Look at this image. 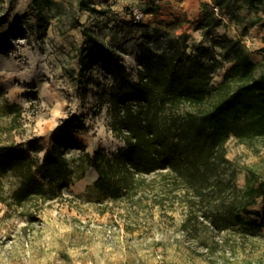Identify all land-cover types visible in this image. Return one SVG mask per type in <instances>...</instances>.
Listing matches in <instances>:
<instances>
[{
	"label": "trees",
	"instance_id": "obj_1",
	"mask_svg": "<svg viewBox=\"0 0 264 264\" xmlns=\"http://www.w3.org/2000/svg\"><path fill=\"white\" fill-rule=\"evenodd\" d=\"M57 2L32 0L43 30L50 25ZM150 2L155 10L160 8L156 0ZM78 5L92 13L105 12L94 0H78ZM214 6H219L221 14ZM201 8L193 22L203 32L200 41L190 43L188 33L164 29L165 44L142 45L136 55L139 80L123 78L110 92L112 128L125 147L108 152L99 146L91 152L71 132L59 133L49 147L35 141L1 142V200L27 208L28 219L35 220L46 203L67 198L66 190L75 179L94 168L98 177L93 188L100 202L135 204L147 195L153 205L163 208L185 204L183 230L203 244V234L211 231L212 242L206 244L211 252L225 254L236 241L244 243L261 235L264 203L261 210L251 208L259 198L264 202V176L250 169L245 186L240 187L227 142L232 137L250 145L264 142V66L253 58L243 38L250 26L264 23V0H202ZM243 9L260 16L246 23ZM225 15L236 24L237 34L215 33ZM3 22L0 19V25ZM82 30L84 39L75 47L77 55L69 71L79 88L92 81L94 66L120 70L122 60L121 53L92 27L85 25ZM225 67L214 85L215 74ZM15 108L8 104L10 113ZM15 119L14 115L10 131ZM6 177L15 179L7 194L3 191ZM33 204L34 210L30 209ZM222 233L226 237L219 238Z\"/></svg>",
	"mask_w": 264,
	"mask_h": 264
},
{
	"label": "rangeland",
	"instance_id": "obj_2",
	"mask_svg": "<svg viewBox=\"0 0 264 264\" xmlns=\"http://www.w3.org/2000/svg\"><path fill=\"white\" fill-rule=\"evenodd\" d=\"M57 1L45 30L38 26L32 0L0 1L4 21L0 25V143L35 141L49 147L59 133L71 132L91 152L99 146L117 152L126 144L112 128L110 92L123 78L139 80L136 55L141 46L165 44L168 26L174 33H188L190 43L200 41L203 32L183 12L186 0H156L157 10L150 0H94L104 13L81 9L78 0ZM201 1L193 0V4ZM136 8L144 12L139 23L134 21ZM242 13L247 14L245 9ZM259 16L247 14L246 23ZM226 23L216 29L217 35L238 33L233 21ZM85 25L121 53L122 60L120 70L94 66L92 81L79 88L69 71L77 55L75 47L83 42ZM243 38L253 58L264 66V23L250 26ZM226 67L215 74L214 85ZM8 104L16 106L14 113L8 111ZM14 115L15 128L10 131ZM227 149L238 169L240 187L245 186L250 169L264 176V142L250 145L232 137ZM88 172L66 190L67 198L46 203L35 220L28 219L27 208L11 206L0 198V264H264V230L247 242L236 241L225 254L211 252L206 246L212 242L211 231L203 234V244L183 230L185 204L163 208L153 205L147 195L135 204L100 202ZM13 182V177L4 179L5 194ZM263 203L259 198L251 209L261 210Z\"/></svg>",
	"mask_w": 264,
	"mask_h": 264
},
{
	"label": "crops",
	"instance_id": "obj_3",
	"mask_svg": "<svg viewBox=\"0 0 264 264\" xmlns=\"http://www.w3.org/2000/svg\"><path fill=\"white\" fill-rule=\"evenodd\" d=\"M201 2L198 6H195V4H193L194 3L193 0H186L187 5L182 10H183V12H185V14H187L188 18L190 19V22L196 21L195 17L198 18L200 16L201 11H202ZM191 13L193 15H191ZM228 21H230V20L225 17L222 25H226L227 24L226 22H228ZM188 26L191 27L190 23H188ZM184 28L186 29V25H184ZM168 30H169V26H168ZM225 31H226V29H225ZM226 32L228 34H230V32H228V31H226ZM89 172L92 173L94 180L98 177V173L94 168H89Z\"/></svg>",
	"mask_w": 264,
	"mask_h": 264
},
{
	"label": "built area",
	"instance_id": "obj_4",
	"mask_svg": "<svg viewBox=\"0 0 264 264\" xmlns=\"http://www.w3.org/2000/svg\"><path fill=\"white\" fill-rule=\"evenodd\" d=\"M213 9L217 14H221V10H220L219 6H214ZM143 18H144V12L142 10L136 8L134 11V21L136 23H139L143 20Z\"/></svg>",
	"mask_w": 264,
	"mask_h": 264
}]
</instances>
